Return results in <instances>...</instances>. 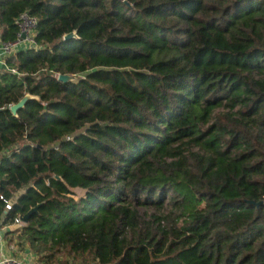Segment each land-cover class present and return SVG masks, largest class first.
I'll return each instance as SVG.
<instances>
[{"label": "trees", "instance_id": "obj_1", "mask_svg": "<svg viewBox=\"0 0 264 264\" xmlns=\"http://www.w3.org/2000/svg\"><path fill=\"white\" fill-rule=\"evenodd\" d=\"M24 13L35 44L0 70L8 242L42 264H264V0H0L1 41Z\"/></svg>", "mask_w": 264, "mask_h": 264}, {"label": "built area", "instance_id": "obj_2", "mask_svg": "<svg viewBox=\"0 0 264 264\" xmlns=\"http://www.w3.org/2000/svg\"><path fill=\"white\" fill-rule=\"evenodd\" d=\"M18 24L20 27V31L18 33V38L14 41H7L1 42V46H2V50L3 53L6 54L7 56H10L12 54H14L15 52H17L20 48V45L23 42H29L31 44H35V40H34V36H32V32L35 31L36 26H37V21L35 18H32L31 16H29V14L24 13L20 16V18L18 19ZM26 33V37L23 38L22 34ZM15 71V70H13ZM12 105H10L11 107ZM12 208L11 203L7 204V209L10 210ZM17 225L19 226H23L25 225V223L22 221L21 218H17L16 222L13 226ZM3 230H5V228H2ZM0 264H24L23 261L18 260L16 258H7L5 259L2 263Z\"/></svg>", "mask_w": 264, "mask_h": 264}, {"label": "crops", "instance_id": "obj_3", "mask_svg": "<svg viewBox=\"0 0 264 264\" xmlns=\"http://www.w3.org/2000/svg\"><path fill=\"white\" fill-rule=\"evenodd\" d=\"M1 38H0V70L6 69V58L8 57L6 54L3 53L2 46H1ZM33 44L29 42H23L20 45L21 48H27L32 46ZM18 226L15 225L14 228ZM16 258L18 260L24 261V264H27L28 260H32L34 264H42L39 261V256L27 248L25 251L20 250L16 246L10 244L5 237V230L0 227V263H2L7 258Z\"/></svg>", "mask_w": 264, "mask_h": 264}, {"label": "water", "instance_id": "obj_4", "mask_svg": "<svg viewBox=\"0 0 264 264\" xmlns=\"http://www.w3.org/2000/svg\"><path fill=\"white\" fill-rule=\"evenodd\" d=\"M22 37L25 38L26 37V33L22 34ZM71 38H78V33L77 31L68 33L65 35L64 39H71ZM78 77L74 76V75H67V74H61L59 75V80L64 81V82H68V81H73L76 80ZM32 98V96L30 94H27L22 100H20L18 103L13 104L9 109L10 111L14 114V115H18V112L21 108H23L25 106V104L27 103V101ZM3 109H0V112ZM38 210V206L34 207L33 209L30 210V212H28L27 214L23 215L21 217L22 221L27 224L29 221V218L31 216L32 213L36 212Z\"/></svg>", "mask_w": 264, "mask_h": 264}, {"label": "rangeland", "instance_id": "obj_5", "mask_svg": "<svg viewBox=\"0 0 264 264\" xmlns=\"http://www.w3.org/2000/svg\"><path fill=\"white\" fill-rule=\"evenodd\" d=\"M32 36L35 37V31L32 32ZM19 49H20V48H19ZM76 192H77L78 195H80V194L82 193V190L77 189ZM61 256H62V259H66V258H65V257H66L65 254H63V255H61ZM23 262H24V261H23ZM27 264H34V262H33L32 260H28V261H27ZM72 264H82V263H81L80 260L77 259L76 261H73ZM88 264H94V263H88Z\"/></svg>", "mask_w": 264, "mask_h": 264}]
</instances>
